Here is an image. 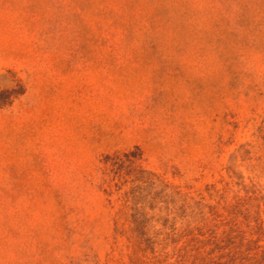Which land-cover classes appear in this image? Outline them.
Masks as SVG:
<instances>
[{
  "label": "rangeland",
  "instance_id": "rangeland-1",
  "mask_svg": "<svg viewBox=\"0 0 264 264\" xmlns=\"http://www.w3.org/2000/svg\"><path fill=\"white\" fill-rule=\"evenodd\" d=\"M258 217L264 0H0V264H264Z\"/></svg>",
  "mask_w": 264,
  "mask_h": 264
},
{
  "label": "trees",
  "instance_id": "trees-1",
  "mask_svg": "<svg viewBox=\"0 0 264 264\" xmlns=\"http://www.w3.org/2000/svg\"><path fill=\"white\" fill-rule=\"evenodd\" d=\"M123 155H124L125 159H123L120 156V154H118V153H114V154H111V155H106L104 157V159H103L104 169L103 170L105 172V175H108V172H114V173L118 172V175H119L120 169H122V167L127 162L133 164V163H135V161L137 159V157L135 155H132V157H130V155L128 153H124ZM104 181H106V180L104 179ZM122 196H124V199L122 200L121 206L113 214V221H114V226H115L114 232H113V238H114L115 242L117 240L118 223H119L120 219L123 216L124 217L127 216V210L130 208V206L128 204L129 203V199H128L129 198V194L127 192H124V194ZM228 206L230 208H233L235 205H233L231 203ZM131 209L133 210V213L130 214V216L132 217L131 223L133 224L134 228H138L136 230L138 235H136L134 237L133 236H127V241H129V243L131 244V247L133 248V254H134L136 252H135V249H134V247L132 245H138V248L141 247V245H142L141 241H145V238L142 239L141 236L143 237L146 234L149 224H148V222H146V218L145 217L141 218V216H138V215H141V214L136 213L134 211L133 207H131ZM227 212H228L229 219H232V220H230L229 228L231 229L232 232H235V231H237L236 229L238 228V226L236 225V222H234V220L236 219V214H234L233 212L228 211V210H227ZM211 216H212V219L215 220V224L214 225L217 226L216 225V221H219L221 219V216H222L221 212H219V210H215V211L211 212ZM206 219H209L208 216H207ZM263 222L264 221L261 218H259V217L256 218V226H257V228L262 229ZM169 227L171 228L172 234L166 232L165 233L167 235L166 239L168 237L172 238L173 235L175 234V232H173L175 230V228L171 227V226H169ZM174 243H177V241H174ZM166 245L167 244H165L162 248L164 249L166 247ZM151 249L153 250L154 248H151Z\"/></svg>",
  "mask_w": 264,
  "mask_h": 264
}]
</instances>
